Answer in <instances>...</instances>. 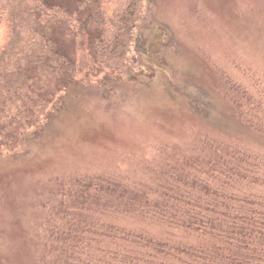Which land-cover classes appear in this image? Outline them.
I'll return each instance as SVG.
<instances>
[{
	"label": "rangeland",
	"instance_id": "374dc122",
	"mask_svg": "<svg viewBox=\"0 0 264 264\" xmlns=\"http://www.w3.org/2000/svg\"><path fill=\"white\" fill-rule=\"evenodd\" d=\"M258 88L264 0H146L124 62L77 76L49 122L0 149V264H34L38 227L63 199L58 219L70 208L83 220L92 217L88 207L134 205L140 187L161 181L178 159L210 156L214 142L249 151L264 166ZM240 103L247 108L234 107ZM193 104L207 105V115ZM103 216L94 217L140 223Z\"/></svg>",
	"mask_w": 264,
	"mask_h": 264
},
{
	"label": "trees",
	"instance_id": "16d2710c",
	"mask_svg": "<svg viewBox=\"0 0 264 264\" xmlns=\"http://www.w3.org/2000/svg\"><path fill=\"white\" fill-rule=\"evenodd\" d=\"M145 2L0 0V149L49 122L77 76L124 62ZM258 91L261 109L264 90ZM192 107L208 113L207 105ZM212 145L210 156L178 159L161 181L140 187L134 205L87 206L92 217L83 220L74 215L82 210L70 208L58 219L63 199L38 227L34 264H264V166L249 151ZM109 212L140 223L94 217Z\"/></svg>",
	"mask_w": 264,
	"mask_h": 264
}]
</instances>
